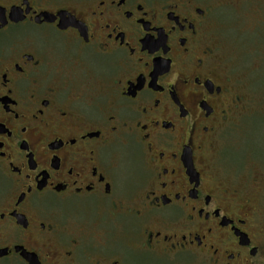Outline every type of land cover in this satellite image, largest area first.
Masks as SVG:
<instances>
[{
  "label": "flooded vegetation",
  "instance_id": "obj_1",
  "mask_svg": "<svg viewBox=\"0 0 264 264\" xmlns=\"http://www.w3.org/2000/svg\"><path fill=\"white\" fill-rule=\"evenodd\" d=\"M237 1L0 0V264H264Z\"/></svg>",
  "mask_w": 264,
  "mask_h": 264
},
{
  "label": "rangeland",
  "instance_id": "obj_2",
  "mask_svg": "<svg viewBox=\"0 0 264 264\" xmlns=\"http://www.w3.org/2000/svg\"><path fill=\"white\" fill-rule=\"evenodd\" d=\"M226 25L225 29L227 34L236 36L235 29L242 30H250L253 28L254 24L261 19V10L259 8V4L257 0H239L237 2L229 4L224 8ZM252 32H246L244 38L246 40L252 38ZM257 127V126H256ZM259 129V130H258ZM261 129L257 127L254 134H259L262 136L257 138V142L254 145L260 146L264 151V131H260ZM259 147V149H260ZM257 204H261L260 208V218L264 224V201L260 202L258 200L255 201Z\"/></svg>",
  "mask_w": 264,
  "mask_h": 264
}]
</instances>
